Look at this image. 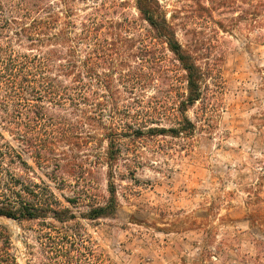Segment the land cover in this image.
<instances>
[{
	"label": "rangeland",
	"instance_id": "rangeland-1",
	"mask_svg": "<svg viewBox=\"0 0 264 264\" xmlns=\"http://www.w3.org/2000/svg\"><path fill=\"white\" fill-rule=\"evenodd\" d=\"M155 1L202 71L201 99L186 113L194 129L187 136L126 140L114 178L116 219L87 222L86 208L75 207L77 221L113 264H264V0ZM88 5L121 6L139 17L136 0ZM156 54L165 63L151 66L142 53L126 57L141 83L131 92L122 88L121 100L154 127H178L186 75L162 45ZM151 70L161 78L152 80ZM66 152L75 164V177L65 176L71 186L57 190L46 181L59 200L68 205L65 198L89 187L94 199L104 197L110 172L98 163L104 151ZM0 225L18 264L39 257L29 230L35 224L0 217Z\"/></svg>",
	"mask_w": 264,
	"mask_h": 264
},
{
	"label": "trees",
	"instance_id": "trees-1",
	"mask_svg": "<svg viewBox=\"0 0 264 264\" xmlns=\"http://www.w3.org/2000/svg\"><path fill=\"white\" fill-rule=\"evenodd\" d=\"M90 1L0 0V217L37 227L29 230L39 257L28 264H113L95 241L89 243L73 209L86 208L81 218L87 222L116 219L114 178L126 140L187 136L194 129L186 113L201 99L202 71L159 16L156 1L136 0L138 18L121 6L90 7ZM159 45L186 75L177 106L181 119L169 129L138 118L140 112L121 100L122 88L131 92L141 83L126 57L142 53L143 62L163 64ZM150 76L161 78L152 70ZM84 148L104 151L98 163L110 171L107 194L94 199L89 187L64 205L46 181L69 188L65 176L75 177V164L66 151ZM0 264H18L3 225Z\"/></svg>",
	"mask_w": 264,
	"mask_h": 264
}]
</instances>
